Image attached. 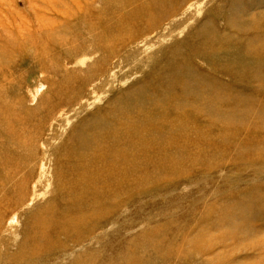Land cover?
<instances>
[{
    "label": "rangeland",
    "instance_id": "rangeland-1",
    "mask_svg": "<svg viewBox=\"0 0 264 264\" xmlns=\"http://www.w3.org/2000/svg\"><path fill=\"white\" fill-rule=\"evenodd\" d=\"M0 264H264V0H0Z\"/></svg>",
    "mask_w": 264,
    "mask_h": 264
},
{
    "label": "bare ground",
    "instance_id": "bare-ground-1",
    "mask_svg": "<svg viewBox=\"0 0 264 264\" xmlns=\"http://www.w3.org/2000/svg\"><path fill=\"white\" fill-rule=\"evenodd\" d=\"M117 147L118 142L116 141L112 146L108 147L107 150L95 153L90 159V164L85 160L80 166L81 170L78 171V176H74L71 180V182L75 184V187L80 184V187H78L81 192L90 195L93 202L100 201L108 195V193L99 187L100 182H102L104 178L115 173L118 170L117 167H119L118 163L124 160V156ZM78 204H80V201ZM42 223L44 224V222ZM69 226L70 221L67 220L62 228L65 229ZM55 232L56 236L60 235V233L54 229V233L47 240L48 242L53 241L52 236L55 238Z\"/></svg>",
    "mask_w": 264,
    "mask_h": 264
}]
</instances>
